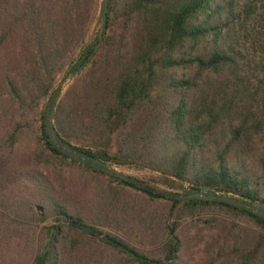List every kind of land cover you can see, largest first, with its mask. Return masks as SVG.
<instances>
[{
    "label": "trees",
    "instance_id": "16d2710c",
    "mask_svg": "<svg viewBox=\"0 0 264 264\" xmlns=\"http://www.w3.org/2000/svg\"><path fill=\"white\" fill-rule=\"evenodd\" d=\"M103 9L0 0V264H186L169 255L199 223L223 238L210 264H264L263 218L177 198L188 184L264 203V6L256 20L251 1L107 0L105 25ZM96 19L97 41L105 35L94 52ZM64 71L77 78L51 102V125L86 162L51 175L41 156H69L50 141L48 111L40 126L34 116ZM116 127L114 152L95 146ZM37 131L42 150L30 151L23 140ZM111 164L181 192L124 180Z\"/></svg>",
    "mask_w": 264,
    "mask_h": 264
},
{
    "label": "rangeland",
    "instance_id": "374dc122",
    "mask_svg": "<svg viewBox=\"0 0 264 264\" xmlns=\"http://www.w3.org/2000/svg\"><path fill=\"white\" fill-rule=\"evenodd\" d=\"M251 1L256 4L258 7V10L256 12V20L261 14L264 6V0H239L240 4H243L245 2ZM254 19L250 20L249 22V29L250 34L248 36L247 45H250L252 40L254 39V30L252 27H254ZM100 34V21L96 19L93 24L91 25L89 32L87 34L85 43L86 44H94L97 41V38ZM103 44H99L98 48ZM95 47V46H94ZM98 48L94 51L96 52ZM96 57H90V59H94ZM67 69V67H66ZM65 69V70H66ZM77 75H71L66 74V71L60 73L51 89L48 91L47 94H45L40 99L39 107L37 108V114L34 116V120L36 122L37 126H40L42 121L46 117V111L48 108V112H53L54 107H51V102L54 98H56L55 103H57L65 94L67 89L72 85V83L76 80ZM58 90L59 93L56 94V91ZM53 122V120H52ZM119 128H115V131L112 135H107L102 140H100L95 146L101 147V148H108L111 152L115 151L116 143L115 139L117 138V132ZM23 143L25 146H27L28 150L35 151V150H42V145L39 141V133L38 131L35 133V135L27 136L24 138ZM81 163L77 160H74L71 157L67 158H59L58 156L52 154L49 151H46L41 156V162L39 163L40 168L45 170L46 172L50 173L51 175H54V172L56 169L61 168L70 175H74L79 171V165ZM108 167L112 168L115 171H118L122 174L130 176L133 180H138L141 182L146 183V185L156 188V189H164L171 192H181V189L178 187H173V185H167L163 183L156 172L148 170V169H138L135 167H128L125 165H114L111 164ZM39 210V209H38ZM219 228L217 227H206L203 226L202 223L198 224V227H192L188 228L187 237L189 238V242L187 243V246L184 248H181L179 251L172 252V257L174 259L180 258L181 261L185 262L186 264H210L213 262L214 259H217L218 262L221 261V258L217 257V251L219 249V243L223 242V238L218 235L219 234ZM179 234V230H173V235L177 237ZM139 237V236H138ZM139 240H144L140 239ZM147 241L148 239L145 238ZM83 261V260H81ZM81 264V263H77Z\"/></svg>",
    "mask_w": 264,
    "mask_h": 264
},
{
    "label": "water",
    "instance_id": "95a60500",
    "mask_svg": "<svg viewBox=\"0 0 264 264\" xmlns=\"http://www.w3.org/2000/svg\"><path fill=\"white\" fill-rule=\"evenodd\" d=\"M106 5H107V0H104V9H103V24L105 25V11H106ZM105 35V32L100 36L98 39L97 43L95 44V47L93 51H95L101 41L103 40V37ZM48 111V108H47ZM46 122V128L48 130V135L50 137V141L55 144L58 148L61 149L62 152L67 154L69 157H71L74 160H77L78 162L85 164V159L80 157L78 153L74 152L67 146H65L62 141L57 137L52 124V112H48V117L45 119ZM104 170L109 173V174H114L115 176L122 178L124 180H129L131 181L130 177L128 175L122 174L118 171H115L111 168H104ZM188 189L193 190V193L187 194V195H179L177 198L179 199H190V198H195V199H219L220 201L244 208L245 210L254 213L255 215L261 217L264 219V203L261 201L257 200L252 203H248L247 201L237 199L235 197H229V196H216L214 194H209L205 191L204 187H199V186H193V185H185ZM171 255H169V258Z\"/></svg>",
    "mask_w": 264,
    "mask_h": 264
}]
</instances>
